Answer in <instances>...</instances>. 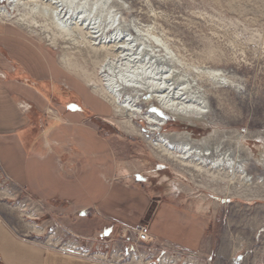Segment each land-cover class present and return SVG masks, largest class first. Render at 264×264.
Returning a JSON list of instances; mask_svg holds the SVG:
<instances>
[{
  "label": "rangeland",
  "instance_id": "374dc122",
  "mask_svg": "<svg viewBox=\"0 0 264 264\" xmlns=\"http://www.w3.org/2000/svg\"><path fill=\"white\" fill-rule=\"evenodd\" d=\"M5 3L6 0H0V6ZM112 3L114 8L107 10ZM97 7L106 8L109 21L116 17L115 26L122 22L120 25L126 33L133 28L139 38L145 39L149 33L154 41L166 43L165 58L172 72L177 78L184 75L181 82L168 83L171 94L165 97L167 105L193 109V105L183 100L184 87L188 86V90H195L200 97L201 105L196 106L207 111L205 119L195 124L181 121L151 93L134 92L137 100H142L139 106L145 115L165 116L168 121L165 132L190 131L193 136L202 137L217 131L212 142H220L218 154L224 153L223 161L230 157L243 162L240 159L243 154L230 150L228 145L230 139L236 141L240 137L256 157L264 153V0H100ZM18 14V10L13 13ZM7 22L18 27L12 21ZM22 31L46 47L44 50L49 49L58 60L60 50ZM68 47L69 54L77 57L73 49L76 46L68 44ZM80 61H72L80 73L94 72L93 64L84 65ZM112 68L115 76L122 66L114 62ZM122 99L121 96V102ZM93 102L99 110H105L102 103ZM112 113L115 121L111 119V123L125 133L117 121L123 117L115 116L113 108ZM133 119L154 141L161 138L163 132L151 130L152 125L143 115L136 114ZM132 138H137L134 140L144 153L133 154L143 165L135 173L138 183L152 196L170 198L181 212L196 216L210 243L206 252L180 250L157 242L139 243L133 235H125L123 228L104 222L92 211H48L15 190L1 166L0 215L8 224L32 231L25 238L33 242L46 245L51 237L59 242V247L75 245L71 250L81 254L89 251L95 256L107 252L109 258L114 254L118 258L113 259L119 264H264V198L252 194L254 187L237 181L217 183L204 175L184 172L157 160L144 139L136 135ZM205 150L209 155L211 149L205 147ZM247 165L250 175L264 176V168L254 161ZM227 190L228 195H224ZM82 217H88L83 227L86 236L74 228ZM54 233L57 239L53 238ZM121 250L124 258L117 255Z\"/></svg>",
  "mask_w": 264,
  "mask_h": 264
},
{
  "label": "crops",
  "instance_id": "0c3cea01",
  "mask_svg": "<svg viewBox=\"0 0 264 264\" xmlns=\"http://www.w3.org/2000/svg\"><path fill=\"white\" fill-rule=\"evenodd\" d=\"M44 48L0 21V166L6 179L48 211H92L120 228L147 225L153 242L206 252L210 243L196 216L138 183L135 173L143 165L133 154L143 149L111 123L113 107ZM87 220L74 225L82 236ZM31 232L0 215V264H110L33 242L25 238Z\"/></svg>",
  "mask_w": 264,
  "mask_h": 264
},
{
  "label": "bare ground",
  "instance_id": "6f19581e",
  "mask_svg": "<svg viewBox=\"0 0 264 264\" xmlns=\"http://www.w3.org/2000/svg\"><path fill=\"white\" fill-rule=\"evenodd\" d=\"M80 1L6 0V3L0 6V21H12L33 37L44 41L51 48L60 50L61 55L58 56V62L82 79L95 94L109 103L114 109L115 116L123 117V120H117L120 128L128 136L136 135L144 139L157 160L175 165L187 173L204 175L217 183L237 181V184L239 182L244 186L251 185L255 190L252 194L264 198V176L250 175L247 165L250 161H254L257 166L264 168V153L256 157L252 150L244 145L243 138L240 137L236 138V141L230 139L228 145L230 150L233 148L237 153L239 151L243 154V157L238 154L243 162L238 163L236 159H232L233 162L230 157L223 161L221 156L224 153L223 155L218 154L220 142H212L217 131L211 136L202 137H195L190 131L165 132L164 126L168 124L165 116L161 114L145 115L141 110L139 104L142 100H137L138 97L134 92H138V94L151 93L164 106L171 108L168 109L169 112H172L171 114L178 120L195 124L197 121L205 119L207 111L196 106L201 105L198 103L200 97L195 90H188V86L184 87L186 93L183 95H186V98L183 100L189 105H193V109L191 106H188L189 108H178L175 105L170 107L165 103V97L167 98L171 94L168 91V83L173 80L175 83L181 82L184 78L183 74L177 78L172 72L170 62L165 58V49H168L166 43L163 40L154 41L149 33L146 34L147 38H139L133 28H130V32L126 33L124 27L120 25L121 21L119 25L115 26L116 17L109 21V12L107 13V10L114 8V3L106 10V8L97 7L100 0H93L90 3L88 0ZM94 7H97L96 11ZM17 10L19 14L13 15ZM94 19L95 23H93ZM97 24L99 25L97 26ZM98 38H100L99 42ZM68 44L76 46L73 47L75 51L73 52L77 54V57L69 54ZM79 59L84 65L93 64L94 72L87 73L83 70L80 73L77 69L78 66L72 63L73 60L78 61ZM114 62H118L122 66L115 76L112 68ZM121 96L123 102L120 100ZM136 114L143 115L145 120L152 125L151 130L163 132L161 138L154 141L149 134L143 133L142 129L134 122L133 118ZM166 121L167 123H164ZM205 147L211 149L209 155L205 153ZM207 156L209 157L207 158ZM228 193L227 190L223 194L228 195ZM33 229L34 227H31V230ZM58 243L51 237L47 241V244L54 246H59ZM63 248L74 250L76 246L65 244ZM97 254L96 258L104 257ZM114 256L116 259L118 258L116 255Z\"/></svg>",
  "mask_w": 264,
  "mask_h": 264
},
{
  "label": "built area",
  "instance_id": "2783aa9c",
  "mask_svg": "<svg viewBox=\"0 0 264 264\" xmlns=\"http://www.w3.org/2000/svg\"><path fill=\"white\" fill-rule=\"evenodd\" d=\"M123 232L125 235H133L135 237V239L137 240V242L139 243H151L153 242L152 239H151V233H150V229H149V226L147 225H141L140 227L136 228V229H131V228H128V227H124L123 228ZM108 246V244H106ZM99 248V247H97ZM86 253V254H85ZM92 259L96 258L95 256L91 255V252L87 251V252H84L82 253ZM102 255L104 256L103 258L104 259H101L107 263H110V264H119V262H117L116 260L113 259L114 257V254H112L111 258H109V253H102ZM118 256H120V258H124V252L121 250V252L117 253Z\"/></svg>",
  "mask_w": 264,
  "mask_h": 264
},
{
  "label": "trees",
  "instance_id": "16d2710c",
  "mask_svg": "<svg viewBox=\"0 0 264 264\" xmlns=\"http://www.w3.org/2000/svg\"><path fill=\"white\" fill-rule=\"evenodd\" d=\"M166 126H167V125L164 126V130H165V127H166Z\"/></svg>",
  "mask_w": 264,
  "mask_h": 264
}]
</instances>
